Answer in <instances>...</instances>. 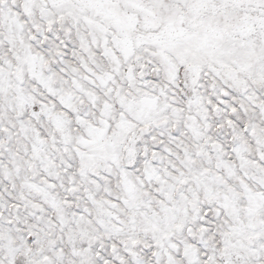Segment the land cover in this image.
Segmentation results:
<instances>
[{
    "label": "snow or ice",
    "instance_id": "6c2138e0",
    "mask_svg": "<svg viewBox=\"0 0 264 264\" xmlns=\"http://www.w3.org/2000/svg\"><path fill=\"white\" fill-rule=\"evenodd\" d=\"M0 264H264V0H0Z\"/></svg>",
    "mask_w": 264,
    "mask_h": 264
}]
</instances>
